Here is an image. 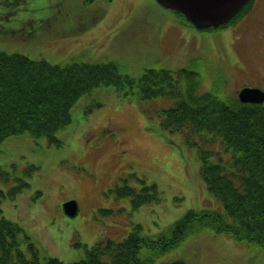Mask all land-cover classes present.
<instances>
[{
	"label": "rangeland",
	"instance_id": "rangeland-1",
	"mask_svg": "<svg viewBox=\"0 0 264 264\" xmlns=\"http://www.w3.org/2000/svg\"><path fill=\"white\" fill-rule=\"evenodd\" d=\"M235 18L195 34L155 0H0V50L59 64L116 61L132 77L148 67L190 68L198 93L237 97L243 86L264 90V0ZM93 90L100 105L85 113L92 94L82 96L71 112L76 131L59 133V146L29 133L0 144V217L18 222L40 255L79 261L95 241L122 240L135 224L154 237L190 209L223 211L200 173L202 150L217 151L212 161L232 157L220 137L162 128L157 112L175 101L168 95L141 102L112 86ZM125 185L159 199L133 208L138 194L122 195ZM69 199L78 202L75 216L60 207ZM161 253L153 264H264L258 246L208 229Z\"/></svg>",
	"mask_w": 264,
	"mask_h": 264
},
{
	"label": "trees",
	"instance_id": "trees-1",
	"mask_svg": "<svg viewBox=\"0 0 264 264\" xmlns=\"http://www.w3.org/2000/svg\"><path fill=\"white\" fill-rule=\"evenodd\" d=\"M249 6H244L237 18ZM174 13L191 26L183 15ZM115 64L109 60L83 61L81 56L59 64L0 50V144L8 137L29 133L34 139L45 138L48 144L59 146V133L76 131L78 125L73 123L71 112L75 105V109L80 108V98L92 94L93 103L87 105L85 113L100 105L92 97L95 88L112 86L121 95H137L141 102L168 95L175 101L157 112L162 128H186L187 134L207 136L210 142L218 136L223 150L232 152L230 159L219 154L217 161L209 159L216 150L201 152V176L221 201L223 211L190 209L169 231L154 237L145 235L142 226L135 224L124 239L97 240L85 249L83 259L69 263L40 255L18 222L0 217V264H153L157 254L179 246L189 233L204 229L264 250V103L241 102L236 96L216 91L198 93L199 74L190 68L172 71L148 67L132 77ZM120 192L133 197L138 194L127 185ZM151 198L155 197L136 195L133 208ZM26 250L34 258L29 259ZM161 264L185 263L176 260Z\"/></svg>",
	"mask_w": 264,
	"mask_h": 264
},
{
	"label": "water",
	"instance_id": "water-1",
	"mask_svg": "<svg viewBox=\"0 0 264 264\" xmlns=\"http://www.w3.org/2000/svg\"><path fill=\"white\" fill-rule=\"evenodd\" d=\"M160 6L176 11L199 29L218 27L232 20L250 0H155ZM241 102L263 103L264 90L259 87L243 86L237 93ZM66 215L75 216L78 212L76 200L62 204Z\"/></svg>",
	"mask_w": 264,
	"mask_h": 264
},
{
	"label": "flooded vegetation",
	"instance_id": "flooded-vegetation-1",
	"mask_svg": "<svg viewBox=\"0 0 264 264\" xmlns=\"http://www.w3.org/2000/svg\"><path fill=\"white\" fill-rule=\"evenodd\" d=\"M188 27H190V26H188ZM190 28L193 29V31H194L195 34H202V33H204V31H197V30H195V28H193V27H190ZM60 207H61V206H60Z\"/></svg>",
	"mask_w": 264,
	"mask_h": 264
},
{
	"label": "bare ground",
	"instance_id": "bare-ground-1",
	"mask_svg": "<svg viewBox=\"0 0 264 264\" xmlns=\"http://www.w3.org/2000/svg\"><path fill=\"white\" fill-rule=\"evenodd\" d=\"M87 192L89 193L88 189H87Z\"/></svg>",
	"mask_w": 264,
	"mask_h": 264
}]
</instances>
